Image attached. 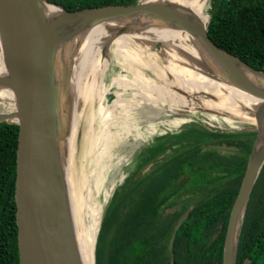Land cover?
Wrapping results in <instances>:
<instances>
[{"label":"trees","instance_id":"obj_1","mask_svg":"<svg viewBox=\"0 0 264 264\" xmlns=\"http://www.w3.org/2000/svg\"><path fill=\"white\" fill-rule=\"evenodd\" d=\"M47 1L76 10L146 0ZM54 4L43 3L48 20L65 15ZM209 5L208 24L205 9L200 18L209 36L226 52L264 71V0H210ZM93 14L86 12L56 25L54 35L66 37L74 30L75 35L107 33L124 18L76 27ZM196 39L191 34L182 51L204 73L187 67L178 70L180 75L199 85L227 78L224 67L201 42L192 48ZM131 53L130 59L148 57L143 50ZM234 64L243 74L251 73L237 61ZM6 72L0 38V75ZM145 100L158 105L171 103L159 86L139 94L135 109L142 110L145 104L141 102ZM177 118L185 120L172 128L160 122L155 137L141 145L122 167L121 180L104 204L95 243V264H223L227 223L256 132L251 122L228 120L201 110ZM64 123L60 136L62 158L73 136V121ZM18 135L17 123L0 121V264H19L15 202ZM262 255L264 164L244 213L235 264H255Z\"/></svg>","mask_w":264,"mask_h":264},{"label":"water","instance_id":"obj_2","mask_svg":"<svg viewBox=\"0 0 264 264\" xmlns=\"http://www.w3.org/2000/svg\"><path fill=\"white\" fill-rule=\"evenodd\" d=\"M44 2L54 4L47 0H0V38L7 69L6 74L0 75V86L11 90L14 101V110L0 112V121L19 126L15 181L19 264H83L69 212L62 165L60 136L63 123L56 61L58 46L70 41L76 30L58 38L53 29L86 12H94V16L84 18L76 27L109 18L144 14L157 21L150 27L175 26L187 30L224 67L225 76L231 82L260 99L253 112L256 137L224 237L223 264H235L244 213L264 164V87L247 78L234 61L251 73L264 76V71L223 50L209 36L202 20L192 22L184 14V8L171 2L146 0L76 10L54 4L65 12L56 20L46 18ZM125 31L119 29V34ZM173 239L174 236L171 246Z\"/></svg>","mask_w":264,"mask_h":264},{"label":"rangeland","instance_id":"obj_3","mask_svg":"<svg viewBox=\"0 0 264 264\" xmlns=\"http://www.w3.org/2000/svg\"><path fill=\"white\" fill-rule=\"evenodd\" d=\"M209 2L210 0L206 3L204 13V15H207L206 25L209 21ZM124 36L127 37L126 50L128 53L122 51L123 55L130 60V58H132L131 52L143 49L144 55L148 56L149 62L154 60L157 68L151 70L149 66H145L144 62L148 60L144 58H142L143 62L133 60L131 62L132 65L137 68L138 72L145 75L146 79L151 83L158 84L165 90L169 89L172 92L179 91L177 86L167 85L168 81L173 79L171 75L172 71L189 69L187 67H190L191 69L194 68V70L203 72L199 66L193 63L192 58L183 52L177 45H175L176 47L167 46L165 50L163 48L164 44L161 41H154L153 45H147L143 43V40L139 39V37H143V35L139 34V30ZM112 42L114 41L111 40L102 44V50L106 48L107 52V46ZM69 43L70 41L59 45L56 50L57 73L60 70L58 82L60 88V102L62 97V86L66 79L65 59L70 58V55L73 53L68 51ZM102 50L100 56L105 57L106 55L102 53ZM168 53L172 54L174 59L170 57ZM96 58H98V55L94 52L88 60L79 88L76 91V106L72 124L73 136L70 145L71 155L69 157L68 178L66 179L67 199L72 222L76 225H81L83 230L90 235L91 240L93 239L96 220L99 216L97 213L98 211L101 212V204H104V198H102L104 185L108 184L107 186H109V188H111V186L113 188L115 184L121 180V174L119 172L122 170L124 164L141 145L155 137L159 129L155 128L153 125H159V123L162 122L160 115L169 114L171 115L170 119L176 117V119H172V121L169 119L170 122L173 123L172 126L176 127L185 120V118H177V116L186 110L191 111L187 105H180V107L172 109L164 105H158L157 103L152 104L146 100L141 102V104H145L142 107L143 109L135 111L129 102H123L120 106L114 104L115 107L111 105L112 100L108 101L110 109L116 108L115 110L118 111L121 108L126 109V112L123 114L122 111L121 113L114 111V115L112 111V119H108L105 113L99 110L100 100L98 83L93 87L94 91L90 96L86 93L87 88L93 80L94 74L96 75V70H94ZM160 76H163L165 79L160 78ZM111 83L112 87L109 90L115 91L117 86L114 82ZM75 90L76 88L74 87L69 89L72 95L75 93ZM108 91L105 93L106 96ZM123 98L127 99V101H131L128 95H123ZM197 98L198 100L195 101L196 103L199 100L205 99L201 94L197 96ZM13 102L12 98L3 97V99L0 100V112L9 113L13 111ZM152 107L154 108L152 109ZM256 107L257 106H253L250 109V114L252 116ZM146 108L148 109L146 110ZM150 108L152 111H148ZM61 110L62 112L64 111L62 104ZM198 110L206 112L198 108L195 109L194 112ZM106 121H109L108 126H110V130H108V133H102L101 130ZM64 126L65 123L63 129ZM100 140H104V142H99ZM96 154H98L100 159L96 157ZM95 165H98V167H95ZM255 264H264V255L260 256Z\"/></svg>","mask_w":264,"mask_h":264},{"label":"bare ground","instance_id":"obj_4","mask_svg":"<svg viewBox=\"0 0 264 264\" xmlns=\"http://www.w3.org/2000/svg\"><path fill=\"white\" fill-rule=\"evenodd\" d=\"M157 1H166L177 4L185 9L184 14L192 21L200 19L203 11L205 9L206 3L208 0H157ZM157 21L152 17L144 14L133 15L129 17H124L120 25L113 31L107 33H94L89 35H74V37L70 40L68 51L73 52L70 58L65 59L66 62V79L62 86V97L61 104L63 106L62 112V120L63 122L73 121L74 111L76 106V91L79 88L82 76L85 71V67L88 63V60L93 55V53H97L98 58H96L94 63V70H96V75L94 74L93 80L90 86L87 88V95L94 91L93 87L96 83H98L99 90V100L100 106L99 110L105 113V116L112 119V111L115 115L116 108H109L108 101H112L111 105L120 106L123 102H129L134 108L135 111V100L138 95L153 88L154 86H159L162 88L164 93L170 97L171 103L166 104L164 106L172 109H176L180 107V105H187L189 110L184 111L181 114H187L194 112L195 109H203L206 113H211L213 115H219L220 117H224L228 120H241L246 122H253L254 117L250 114V109L254 106H257L260 103V99L250 95L243 89H241L238 85L231 82L228 78L211 82L208 84H195L183 78L179 71H172L171 75L173 77L172 80H169L168 86H177L179 89L178 92H172L169 89L165 90L162 86L158 84L151 83L148 79H146L145 75L141 72L137 71L132 65V61H142L140 59H127L122 53V51L127 52V37L124 35H130L135 31L139 30V34L143 35V37H139L140 40H143V43L147 45H153L154 41H161L164 46V50L167 46L175 45L179 46L181 50L185 47L187 41L189 40L191 33L185 29L179 27H150L153 24H156ZM141 28V29H140ZM119 29H125L124 33L119 34ZM63 38V37H62ZM113 40L111 44H113L116 48V62L119 65L117 75L114 77L115 80L107 79V66L108 60L105 57H101L100 53L102 50V44L107 41ZM142 42V41H141ZM200 41L198 38L194 41L192 48H195ZM123 46H122V45ZM73 49V50H72ZM143 50V49H138ZM70 52V53H71ZM69 54V53H68ZM168 55L173 57L172 54ZM148 61L144 62L145 66H149V68L156 69L157 65L154 60L149 62L148 57H145ZM135 68V69H134ZM58 69V68H57ZM60 72V70H59ZM57 73V82H59L60 73ZM141 73V74H140ZM162 75V74H161ZM249 78L254 84L264 87V76H260L254 73L244 74ZM160 78L165 79L163 76ZM96 79V80H95ZM70 84H67V83ZM114 84L117 86L115 91L109 90L111 89V85ZM143 82V83H142ZM76 88L75 93L72 95V92L69 91L70 88ZM109 90V91H108ZM108 94L106 96V92ZM203 95L205 99L198 100L197 96ZM123 95H128L131 101H127V99L123 98ZM3 97L13 98V94L11 90L5 86H0V100ZM207 97V98H206ZM211 97V98H210ZM107 105V106H105ZM114 105V106H115ZM113 106V107H114ZM115 106V107H116ZM62 111V110H61ZM124 114L126 109H121L116 111L118 113ZM152 111V110H150ZM210 111V112H207ZM180 114V115H181ZM171 115L164 114L160 115L162 121L167 123L168 126L173 125L170 122L169 118ZM159 117V118H160ZM168 118V119H167ZM15 119V118H14ZM169 120V121H168ZM157 121V120H156ZM155 121V122H156ZM172 121V120H171ZM109 121L104 122L101 132L108 133L110 130V126H108ZM111 122V121H110ZM171 123V124H170ZM170 124V125H169ZM155 128L158 127V124H154ZM178 126V125H177ZM262 126L264 128V117L262 121ZM154 128V127H153ZM255 136V135H254ZM99 142H104V140H100ZM183 146V145H182ZM71 155L70 148L62 158V165L64 172L66 173V179L68 178V169H69V157ZM96 157L99 158L98 154ZM98 167V165H95ZM121 173V171L119 172ZM133 182V181H132ZM131 184V182H129ZM129 184V185H130ZM104 185L103 188V197L104 204L107 201L111 188ZM128 186V185H127ZM125 188V187H124ZM104 204H101V212L98 211V218L96 220V228L94 231L93 239L88 233L83 230L81 225H76L73 223L78 250L80 253V257L83 264H94V248L96 243V238L98 235L100 223L102 220V215L104 211ZM241 216V215H240Z\"/></svg>","mask_w":264,"mask_h":264},{"label":"crops","instance_id":"obj_5","mask_svg":"<svg viewBox=\"0 0 264 264\" xmlns=\"http://www.w3.org/2000/svg\"><path fill=\"white\" fill-rule=\"evenodd\" d=\"M116 48L113 44H109L107 46V52H106V48L104 50V55H106V59L108 60V66H107V79H111V80H115L114 77L117 75L118 72V68L119 65L116 62V57H118V55L116 54ZM135 69V68H134Z\"/></svg>","mask_w":264,"mask_h":264},{"label":"flooded vegetation","instance_id":"obj_6","mask_svg":"<svg viewBox=\"0 0 264 264\" xmlns=\"http://www.w3.org/2000/svg\"><path fill=\"white\" fill-rule=\"evenodd\" d=\"M122 45V44H121ZM123 46V45H122ZM69 84V83H68Z\"/></svg>","mask_w":264,"mask_h":264}]
</instances>
